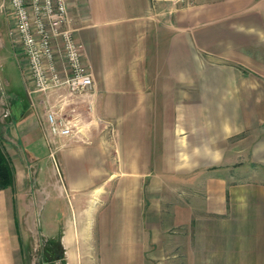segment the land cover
<instances>
[{"label": "crops", "instance_id": "obj_1", "mask_svg": "<svg viewBox=\"0 0 264 264\" xmlns=\"http://www.w3.org/2000/svg\"><path fill=\"white\" fill-rule=\"evenodd\" d=\"M68 4L94 87L29 104L4 92L16 184L0 190V264H23L16 197L33 184L70 198V224L97 227L63 235L68 264L93 241L105 264H264V72L234 67L256 63L264 0ZM71 104L79 132L52 136L47 112Z\"/></svg>", "mask_w": 264, "mask_h": 264}, {"label": "rangeland", "instance_id": "obj_2", "mask_svg": "<svg viewBox=\"0 0 264 264\" xmlns=\"http://www.w3.org/2000/svg\"><path fill=\"white\" fill-rule=\"evenodd\" d=\"M3 4V0H0V121L2 122L3 119V124L0 122V142L2 144L9 141L8 137L10 135L5 127L10 122L11 113L13 112L12 100L8 96H4V92L5 94L11 92L20 101L29 104L28 94L31 90L28 84L30 70L23 54V48L19 41L14 42V40H11L9 34L11 27L10 15L8 14L9 9L4 8V6L2 7ZM71 28L73 29V27ZM249 54L255 58V64L249 66L235 65L234 67L245 73L255 72L258 77L259 74L264 72V42L251 48ZM247 68H251L252 70H248ZM75 109L76 106L71 104L67 109L68 111H54L72 120L78 115ZM46 162H42L41 165L38 164L33 169L36 172H39L40 168L42 169L39 172L40 183L41 177L46 176L45 174L43 175L48 167ZM256 167L259 169L258 164ZM35 185L33 184L30 192L32 197L30 196V200L26 203L21 202V199L16 197V210L19 218V213L22 214L23 212V215H21L22 222L20 221V235L24 250L23 264H68L67 251L61 241L63 235L69 234L74 227H82L85 233H91L93 239L94 234L98 232L97 227L93 224L84 226L70 224V221L73 220V203L70 198L61 201L58 199V194L50 185L45 186L44 184L39 186L37 184L39 187ZM21 203L22 205L26 204L27 209L25 211H20ZM88 247L90 248L88 250L89 255L85 258L79 256L77 247L71 248V253L75 254L73 257L74 264H105L103 258L98 254L97 242L93 241ZM169 264L185 263L179 259L178 261L171 260Z\"/></svg>", "mask_w": 264, "mask_h": 264}, {"label": "built area", "instance_id": "obj_3", "mask_svg": "<svg viewBox=\"0 0 264 264\" xmlns=\"http://www.w3.org/2000/svg\"><path fill=\"white\" fill-rule=\"evenodd\" d=\"M3 6L12 13L11 36L20 42L30 70L29 93L87 94L93 89L83 46L70 26L68 0H4ZM47 120L52 136L74 137L79 132L77 118L70 120L50 109Z\"/></svg>", "mask_w": 264, "mask_h": 264}, {"label": "trees", "instance_id": "obj_4", "mask_svg": "<svg viewBox=\"0 0 264 264\" xmlns=\"http://www.w3.org/2000/svg\"><path fill=\"white\" fill-rule=\"evenodd\" d=\"M15 184V167L5 147L0 142V190L14 188Z\"/></svg>", "mask_w": 264, "mask_h": 264}]
</instances>
